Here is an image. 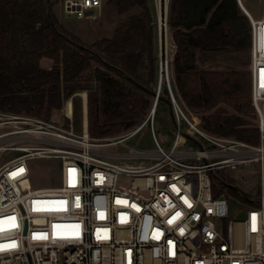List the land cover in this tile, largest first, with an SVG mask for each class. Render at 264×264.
Instances as JSON below:
<instances>
[{
	"label": "built area",
	"instance_id": "1",
	"mask_svg": "<svg viewBox=\"0 0 264 264\" xmlns=\"http://www.w3.org/2000/svg\"><path fill=\"white\" fill-rule=\"evenodd\" d=\"M261 1L257 17L243 0H237L251 23L249 70L259 134L256 144L217 135L190 120L169 79L177 124L171 147L166 149L156 140V152L118 155L149 158L152 162L147 166L121 164L100 147L122 142L146 124L152 125L157 102L136 127L101 143L90 137L84 93L69 96L64 107L65 117L72 120L74 96L82 95V134L75 133L73 125L65 128L48 118L0 110V155L10 150L19 153L0 163V264H264ZM104 2L62 0V5L77 19H95ZM153 2L167 28L171 0ZM69 102L71 114L66 110ZM181 119L200 138L194 149L178 148ZM34 157L61 160L60 186L31 185L28 161ZM250 163L258 164L257 198L218 174ZM229 189L239 190L246 199L242 218L230 214Z\"/></svg>",
	"mask_w": 264,
	"mask_h": 264
},
{
	"label": "trees",
	"instance_id": "2",
	"mask_svg": "<svg viewBox=\"0 0 264 264\" xmlns=\"http://www.w3.org/2000/svg\"><path fill=\"white\" fill-rule=\"evenodd\" d=\"M58 1L0 0V110L48 118L69 96L87 88L83 80H94L98 94L88 99L90 133L104 137L138 124L158 80L148 0H105L118 25L112 36L92 46L60 22L53 7ZM168 25L177 46L173 91L187 107L202 113L206 130L256 144L249 68L214 65L220 51L250 55L251 23L237 0H171ZM43 59L53 64L44 67ZM92 60L101 65L85 78ZM166 99L167 88L157 106L168 105ZM80 108L79 102V121Z\"/></svg>",
	"mask_w": 264,
	"mask_h": 264
},
{
	"label": "rangeland",
	"instance_id": "3",
	"mask_svg": "<svg viewBox=\"0 0 264 264\" xmlns=\"http://www.w3.org/2000/svg\"><path fill=\"white\" fill-rule=\"evenodd\" d=\"M245 6L255 15L260 16L262 12V1L261 0H243ZM148 6L150 7L153 19H154V29H155V53L158 56L157 60V83L152 84L153 92H156L160 89V94H165V88H167L169 97L170 91L168 87V79L173 80L174 72H173V60L174 54L176 52L177 46L175 45L172 37V31L167 25V28L164 24H161L158 18V11L153 2V0H148ZM54 11L60 20V22L64 25V27L73 35L78 37L87 45H91L95 43L97 40H100L103 37H110L113 35L115 27L118 25V17L112 13L110 9H108L105 5L101 10V13L95 19H77L74 15L68 14L64 11L62 0H59L54 4ZM245 60L247 62L245 63ZM250 63V55L245 52L234 51V50H224L216 53V59L214 61V65L219 69H239V68H249ZM53 64L52 60L43 59L42 65L44 67H49ZM96 65H101L97 61L92 60V66L88 69L84 77L88 78L91 74V71ZM162 74V75H161ZM161 80V83L159 82ZM83 84L87 86V88L79 91L81 94L84 93L87 99V118H88V126H89V108H88V99L90 94H98V89L96 82L94 80L82 81ZM172 86V84H171ZM174 92V91H173ZM177 96V93L174 92ZM177 100L180 103L181 107L185 111L187 117L198 123L201 127L202 113H198L189 107L177 96ZM74 113L73 119L70 120L65 117L64 107L61 109H53L51 115L48 117L49 120L54 121L58 124H62L65 128H71L73 125L74 132L77 134H82L83 125H84V102L83 97L80 94H76L74 96ZM150 105L146 111V117L151 113L154 102L156 101V97L153 93L150 100ZM80 102L81 108V120L79 121V117L75 116V109ZM157 111L155 112V119L153 124H146L141 130L137 133L125 138L122 142L116 144H110L106 146H101L100 148L107 151L119 152V153H127L134 150L140 151H148V152H156L157 144L156 140H158L162 146L166 149H169L174 141L176 132H177V124L174 122L170 112L169 106L165 102L159 103L157 106ZM230 112H234L233 109L229 108ZM42 117V116H40ZM144 119H142L139 123H141ZM255 124V119L253 120ZM138 123V124H139ZM138 124L133 127L123 130L122 132L107 135L104 137H95L90 131V137H92L96 142H105L109 138H113L116 136H120L127 131L133 129ZM204 128V127H203ZM179 129L182 131V137L178 148L181 149H194L196 148V142L192 139L185 138L183 133H187L194 137L195 139H200L194 132L191 131L188 124L181 119ZM205 129V128H204ZM19 153L17 151H7L0 155V163L10 160L15 157ZM111 159L124 164L126 166H138L143 165L147 166L152 162L149 158H141V157H132V156H113ZM28 165L30 168L29 181L31 185L35 188L37 187H57L62 183V175H61V160L58 158H42V157H34L28 161ZM221 179L225 180L236 186L239 190H242L245 193H249L252 197L257 198L258 191V164L250 163V164H240L237 168H225L218 171ZM237 189H229V201H230V214L232 217L242 218L244 216V202H246L245 197L240 193Z\"/></svg>",
	"mask_w": 264,
	"mask_h": 264
},
{
	"label": "water",
	"instance_id": "4",
	"mask_svg": "<svg viewBox=\"0 0 264 264\" xmlns=\"http://www.w3.org/2000/svg\"><path fill=\"white\" fill-rule=\"evenodd\" d=\"M160 83H161V80L159 81ZM154 93V95H155V97H156V101H155V103L158 101V99L160 98V96H159V93L156 91V92H153ZM166 102L168 103V106H169V112H170V114H171V116H172V118H173V120H174V122L176 121V119H175V116H174V112H173V106H172V103H171V100H169V99H166ZM184 135L187 137V138H189V139H192V140H194L197 144H199V142L194 138V137H192L191 135H189V134H187V133H184Z\"/></svg>",
	"mask_w": 264,
	"mask_h": 264
},
{
	"label": "bare ground",
	"instance_id": "5",
	"mask_svg": "<svg viewBox=\"0 0 264 264\" xmlns=\"http://www.w3.org/2000/svg\"><path fill=\"white\" fill-rule=\"evenodd\" d=\"M154 104H155V102H154ZM66 110H67L68 114H71V112H72V104H71V102H69V103L67 104V108H66Z\"/></svg>",
	"mask_w": 264,
	"mask_h": 264
},
{
	"label": "crops",
	"instance_id": "6",
	"mask_svg": "<svg viewBox=\"0 0 264 264\" xmlns=\"http://www.w3.org/2000/svg\"><path fill=\"white\" fill-rule=\"evenodd\" d=\"M105 151H107V150H105ZM107 152H108L107 155H110L111 157L118 156L120 154L119 152H112V151H107Z\"/></svg>",
	"mask_w": 264,
	"mask_h": 264
},
{
	"label": "snow or ice",
	"instance_id": "7",
	"mask_svg": "<svg viewBox=\"0 0 264 264\" xmlns=\"http://www.w3.org/2000/svg\"><path fill=\"white\" fill-rule=\"evenodd\" d=\"M20 171H23V169H21ZM15 175V174H13ZM177 215H179V213H177ZM10 219H15L14 217H10ZM169 223H171V221H169Z\"/></svg>",
	"mask_w": 264,
	"mask_h": 264
}]
</instances>
